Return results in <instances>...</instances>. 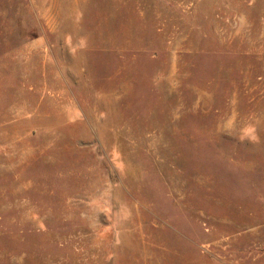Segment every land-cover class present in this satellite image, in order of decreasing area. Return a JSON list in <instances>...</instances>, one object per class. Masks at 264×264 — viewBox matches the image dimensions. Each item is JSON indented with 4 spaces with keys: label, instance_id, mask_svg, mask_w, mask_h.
Instances as JSON below:
<instances>
[{
    "label": "rangeland",
    "instance_id": "obj_1",
    "mask_svg": "<svg viewBox=\"0 0 264 264\" xmlns=\"http://www.w3.org/2000/svg\"><path fill=\"white\" fill-rule=\"evenodd\" d=\"M0 264H264V0H0Z\"/></svg>",
    "mask_w": 264,
    "mask_h": 264
}]
</instances>
